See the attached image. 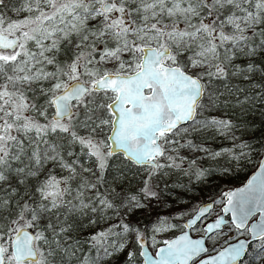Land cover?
Listing matches in <instances>:
<instances>
[{"label":"snow or ice","instance_id":"6c2138e0","mask_svg":"<svg viewBox=\"0 0 264 264\" xmlns=\"http://www.w3.org/2000/svg\"><path fill=\"white\" fill-rule=\"evenodd\" d=\"M0 264H264V0H0Z\"/></svg>","mask_w":264,"mask_h":264},{"label":"trees","instance_id":"16d2710c","mask_svg":"<svg viewBox=\"0 0 264 264\" xmlns=\"http://www.w3.org/2000/svg\"><path fill=\"white\" fill-rule=\"evenodd\" d=\"M257 127H259L258 125H257ZM252 171V169L249 167V168H245L244 170H242V171H239L238 172V174L236 175V177H241V176H243L242 177V181L246 178V176L250 173ZM236 184H238V182H231V185L232 186H235Z\"/></svg>","mask_w":264,"mask_h":264},{"label":"rangeland","instance_id":"374dc122","mask_svg":"<svg viewBox=\"0 0 264 264\" xmlns=\"http://www.w3.org/2000/svg\"><path fill=\"white\" fill-rule=\"evenodd\" d=\"M242 177L243 176H241V177H235L231 182H238V184H240L241 182H243L241 179H242ZM238 184H236V185H238Z\"/></svg>","mask_w":264,"mask_h":264},{"label":"water","instance_id":"95a60500","mask_svg":"<svg viewBox=\"0 0 264 264\" xmlns=\"http://www.w3.org/2000/svg\"><path fill=\"white\" fill-rule=\"evenodd\" d=\"M251 172L246 176V178L243 180V182H241L240 184L236 185V186H241L243 183L246 182V179L250 176Z\"/></svg>","mask_w":264,"mask_h":264}]
</instances>
